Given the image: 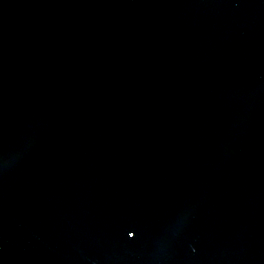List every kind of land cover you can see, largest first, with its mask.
<instances>
[{
    "label": "water",
    "instance_id": "1",
    "mask_svg": "<svg viewBox=\"0 0 264 264\" xmlns=\"http://www.w3.org/2000/svg\"><path fill=\"white\" fill-rule=\"evenodd\" d=\"M0 264H264V0H0Z\"/></svg>",
    "mask_w": 264,
    "mask_h": 264
}]
</instances>
